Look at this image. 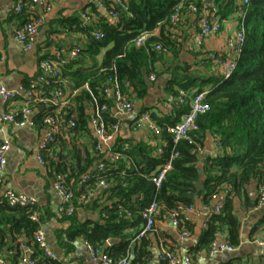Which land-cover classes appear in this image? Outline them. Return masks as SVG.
<instances>
[{"label":"crops","instance_id":"crops-1","mask_svg":"<svg viewBox=\"0 0 264 264\" xmlns=\"http://www.w3.org/2000/svg\"><path fill=\"white\" fill-rule=\"evenodd\" d=\"M15 3L16 0H0V86L19 90L20 95L7 104L2 101L0 96V113L6 109L18 107L25 102L26 94L21 88L36 76L38 61L41 58L49 57L64 60L61 66L62 85L70 99L69 104L65 107L78 121L80 118L78 117L77 101L74 98L83 90L88 89V84L76 87L73 72L81 68L85 70L99 68L106 51L112 47L113 43L100 49L99 53L93 57L84 54L81 49L87 45V34L66 27L63 20L76 18L82 24L94 25L99 24L105 18L109 22L115 23V19L110 16L106 7L116 5V0H52L48 6L37 5L35 11L43 15L44 21L36 33L32 47L27 50L14 38V33L17 26L28 18L29 11L26 6L21 14L16 13L14 11ZM75 6L79 8V16L74 15L71 11ZM213 6L217 7L218 13L219 6L213 0H206V8L197 11L186 10L182 14L179 25L169 27V29L165 28L163 36L174 41L175 45L171 44L170 46L171 48L173 46V50L162 52L155 49L151 43L154 56L149 65V73L146 75V92L142 96H137L131 86L127 90H123L132 101L133 110L131 112L116 113L113 107L109 108L118 122V131L110 142L112 147H115V144L123 147L126 143L129 148H134L137 151L142 145H151L153 146L151 154L157 156L158 150L164 146L166 140L161 132L156 133L147 127L133 129L132 125L136 117L140 113L148 111L152 120L157 124L160 119L174 112L168 109V104L176 101L180 90L191 94L201 88L202 91L207 92L219 81L221 77L217 70L208 63L207 55L211 50H215L230 56L232 48L229 39L234 35L238 26L233 17V10L225 17H221L219 13L220 31L217 34L206 36L199 42L200 19L204 14L209 13ZM82 12L89 13L91 19H84ZM151 36L157 38L162 36L159 27L152 31ZM73 48H80V50L74 58H71L69 52ZM151 74L154 75V79H150ZM185 79L196 81L189 84L187 88H182L180 83H184ZM65 107L60 109L62 119L59 132L56 134L54 142L42 153L44 163L37 157V165L42 166L43 172L33 165L31 155L35 149L31 145V137L25 135L30 132L33 138L41 141V137L46 131L42 119L36 121L37 114L32 115L30 119L33 124H29L30 128L24 129L26 131H20L25 126L2 124L5 126L0 130L3 135L0 137V142L8 140L10 147L5 152L6 162L0 171V191L12 189L36 199L37 206L43 213L40 227L46 246L61 263L99 264L92 260L82 236L71 242L72 246L68 251L60 245L58 238L59 233L71 225V221L64 220L63 215L58 213L59 207L63 205V200L53 186L54 178L58 173L54 171V166L50 165L51 158L55 163H63L64 170L59 173L64 174L66 180L70 179L69 182L76 191L79 189L78 181L83 174L72 176L73 173L76 174L86 162L96 156L88 170L95 169L101 158L94 149L96 136L90 123L93 103L83 101L86 123L83 127L75 129L69 126L67 119L63 117L66 113ZM198 138L202 150L200 153H196L198 159L196 166L201 172L198 180L194 182L196 191H188V194H191L193 198L192 208L183 207L184 215L187 217L186 226L191 232L190 237L182 238L180 230L169 224L166 211L160 209L156 217L155 229L145 237L136 238L135 234L139 225L125 230L127 240L125 246H119L122 239L118 237H110L106 240L102 246L110 252L113 258L120 259L127 256L126 264H160L157 253L162 247L173 250L180 257L183 256L198 244L199 237L206 228L209 218L213 213H217L215 212L216 203L224 202L228 198L232 204L231 213L239 224L238 243L230 242L228 226L222 224L216 232L213 242L227 243L234 249L217 252L205 260L194 258V264H264V204L258 199V180L252 179L243 189L237 191L230 189L228 184H224L217 192L216 198H211L209 203H204L202 190V181L205 178L204 162L207 157H215L220 153L221 148L218 145L217 136L212 134L209 129L198 134ZM38 152L39 147L37 154ZM127 165L129 166V164ZM157 168L158 166L152 172ZM110 186L111 184H108L107 188L101 189L92 185L93 194L86 203L79 202L78 195H76L74 212L78 222L103 221L101 218L106 217L104 209H111L116 201ZM135 197L133 196V200ZM211 204L214 205L212 210ZM44 223L45 225H43ZM50 242H52L53 249L49 247ZM143 248L148 251V255L141 256L139 254L138 256V252ZM227 253L232 254L225 255ZM0 257L7 264H21L18 258H14L7 249L0 250Z\"/></svg>","mask_w":264,"mask_h":264},{"label":"trees","instance_id":"trees-1","mask_svg":"<svg viewBox=\"0 0 264 264\" xmlns=\"http://www.w3.org/2000/svg\"><path fill=\"white\" fill-rule=\"evenodd\" d=\"M213 1L219 6L218 14L220 13L221 17H225L230 11L236 9L234 0ZM189 3H193L197 10H200L206 1L125 0V8L115 5L118 14L115 23L105 18L94 25L82 24L76 18L63 20L66 27L87 34V45L81 49L84 54L93 57L99 53L100 49L113 43L112 47L106 51L99 68L94 67L89 70L81 68L73 72L76 87L88 84V89L74 98L77 101L80 118L78 121L74 119V129L83 127L86 123L83 101L93 103L95 98L99 103L103 102L101 86L107 75L116 74L124 91L131 86L137 96H142L146 92V75L149 73V65L154 56L151 43L154 48L156 44H159L168 51L173 50V46L172 48L170 46L175 45L174 41L163 36L164 30L172 27L170 15L174 8L182 4L184 13ZM157 27L161 31V37L149 36L143 44L136 45V38L141 32L153 31ZM95 30L101 33L99 39L92 35ZM244 30L245 41L236 70L230 77L220 78L214 87L206 92L205 99L211 109L197 118L199 129L195 133V139L198 141V134L209 129L217 136L221 148L220 153L215 157H207L204 162L205 178L202 181L204 203H209L212 195L217 194L224 184H228L230 189L237 191L243 189L252 179H257L259 185L264 182V0L249 1ZM195 81L185 79V82L180 85L182 88H187ZM201 90V88L198 89V91ZM187 110L188 104L178 105L173 113L157 123L166 140L165 146H162L157 156L151 154L153 150L151 145H142L136 151L129 147L122 149L121 145L115 144L114 148L121 151V156L115 162L106 161L105 174L116 201L111 209H104L106 217L101 218L102 222L80 223L75 219V212L72 215H63L64 220L71 221V225L61 231L58 237L60 245L66 251L70 250L71 242L79 236L98 247H103L102 245L110 237H118L122 239L119 246H125L127 244L125 230L140 225L136 231V234L138 233L143 223L140 211L154 199L159 202L161 211H166L167 216L178 207L191 205L193 198L188 191H196L194 182L198 180L201 171L196 166L197 154L187 141L182 140L176 144L174 149L178 151V156L171 160V169L167 172L161 186L156 188L150 179L152 170L168 161L173 150L167 127L174 125L180 115ZM65 111L63 117L66 119L72 117L68 108L65 107ZM42 114L41 110L35 116V120L39 121ZM103 116L107 124L116 121L115 118L109 117L107 112H104ZM93 159H96V156L72 176L86 172L97 173L96 169L88 170ZM50 165L54 166L56 173L64 170L63 163H55L52 158ZM94 183L95 178H92L88 188H93ZM84 190V186H79L77 191L74 189L75 196ZM133 196H136L134 200ZM119 204L131 209L132 215L129 218L118 213ZM35 209L38 211V221L30 218L29 206L11 207L5 202L0 203V250L7 249L20 261L23 253L22 246H28L32 249L29 256L34 260V264H62L58 258L53 259L47 256L35 241V232L43 219V213L37 205ZM231 210L232 204L227 198L222 203L221 210L213 213L209 218L198 244L189 250L192 257L195 258L197 252L209 250L222 224L228 226L230 242L238 243L239 224ZM186 223L187 220L182 223V226L190 231ZM106 251L112 257L110 252ZM139 254L148 255V251L143 248L138 252V256Z\"/></svg>","mask_w":264,"mask_h":264},{"label":"built area","instance_id":"built-area-1","mask_svg":"<svg viewBox=\"0 0 264 264\" xmlns=\"http://www.w3.org/2000/svg\"><path fill=\"white\" fill-rule=\"evenodd\" d=\"M52 0H16L14 5V11L20 13L27 6L29 16L26 21L19 24L15 30L14 38L22 45L24 49L32 47L36 33L39 27L43 24L44 18L41 13L35 11V7L48 6ZM206 1V0H205ZM250 0H234L236 3V9L233 13V17L238 26L234 35L229 39V44L232 48V54L230 56L223 55L219 51L211 50L207 55V61L215 70H217L219 76L223 79L230 77L237 67L238 58L243 50L245 41L244 21L246 16L247 7ZM125 0H116V5L125 8ZM103 6V4H100ZM111 17L117 21L118 14L115 10V5L106 7ZM184 6L178 4L173 13L170 15V22L172 27H176L183 14ZM206 8V3H203L202 8ZM187 10L197 11V7L193 3L187 5ZM82 17L86 20L91 19V15L87 12H82ZM221 29V22L217 13V7L213 6L211 11L204 14L200 19L198 40L201 42L206 36L210 34H217ZM92 35L99 39L101 33L98 30L92 32ZM152 35V31L141 32L136 38V45H141L145 40ZM155 49L168 52V49L162 45L156 44ZM79 49L73 48L69 54L71 58H74L78 54ZM64 60L53 59L49 57L41 58L38 61V72L36 76L21 89L26 94L25 102L10 109H6L0 113V123L14 124L22 126L25 124H33L30 119L32 115H36L41 110L42 122L45 125V135L39 143V152L37 154L38 159L44 163L43 151L49 148V145L54 142L56 134L59 132L61 126L60 111L63 107L69 104V97L66 94L62 85L63 75L61 66ZM113 69V67L111 68ZM150 79H154V75H150ZM101 93L103 96V102L99 103L93 98V111L90 116V123L93 126L95 133L94 149L101 155L100 160L96 164L95 169L97 173H84L79 181V186H84L85 190L78 195L79 202L86 203L93 194L92 188H88L89 181L95 178L94 187L105 189L108 187L106 181V161L115 162L120 159L121 151L110 145L115 134L118 131V122L114 121L107 124L104 120L103 113L107 112L109 117L114 118V114L109 111L110 106L114 108L116 113H126L133 110L132 101L128 95L123 91L121 83L116 74L107 75L105 81L101 86ZM20 95L19 90H11L4 86H0V96L4 103H9L15 100ZM205 91H194L193 93L180 90L177 99L174 103L168 104V109L173 111L178 105L188 104V110L184 112L174 125L168 126L169 132L173 144V150L171 152L168 161L160 165L154 172L150 174V179L154 183L156 188H159L166 178L167 172L171 169V160L178 156V151L175 150V146L178 142L184 140L188 144H191L192 150L196 153L201 152L200 143L195 139V133L199 129L197 118L200 115L207 113L211 106L205 99ZM61 109V110H60ZM69 126H75V120L73 117L67 119ZM133 129L147 127L156 133L160 132L159 126L150 117L148 111L140 113L133 122ZM219 145V143H218ZM165 146V144H164ZM10 142L4 140L0 142V171L2 170L5 162V152L9 149ZM128 144H124L122 149L128 148ZM161 152V148L158 150ZM1 184V180H0ZM53 186L56 192L63 200V205L58 209L60 215H72L76 209L75 204V192L72 184L66 180V177L62 173L56 174ZM216 194L212 195V198H216ZM258 199L260 202L264 201V182L258 187ZM5 202L8 206H29L31 208L30 218L38 221V211L35 209L37 205L36 199L33 196H29L23 193L16 192L12 189H4L0 191V203ZM223 202H217L215 205V212H219L222 208ZM118 213L125 217H130L132 211L130 208L121 204L118 205ZM192 208L191 205L188 206ZM160 204L154 199L147 206L140 211V216L143 221L142 226L136 238L140 239L145 237L148 233L155 229L156 217L159 213ZM168 218L171 220L172 225L180 230V236L182 238H189L191 232L188 231L182 223L187 220L184 215V208L178 207L172 210L168 214ZM35 241L45 251L46 255L51 258H56L55 254L51 252L45 243L44 234L39 227L35 232ZM89 254L94 262L99 264H126L127 256L115 260L109 253L103 248L94 246L91 243L85 241ZM23 253L20 258L21 264H34V260L30 258L32 249L28 246H22ZM234 247L227 243L212 242L208 251L197 252L195 258L197 260H205L220 251H232ZM157 259L160 264H194V257L190 255L189 251L183 256H178L173 250L162 247L157 253ZM0 264H7L5 260L0 257ZM66 264V263H62Z\"/></svg>","mask_w":264,"mask_h":264},{"label":"rangeland","instance_id":"rangeland-1","mask_svg":"<svg viewBox=\"0 0 264 264\" xmlns=\"http://www.w3.org/2000/svg\"><path fill=\"white\" fill-rule=\"evenodd\" d=\"M71 11L73 12L74 15L79 16V8H78V6H75L74 9H72ZM3 126H5V124L2 125V124L0 123V130H1V128H3ZM22 126H25V127H22V130H20V131H26V130H24V129H28V128H30L29 124H25V125H22ZM25 135H29V136L31 137V139H32V140H31V145H32V147L35 149V152L31 155V159H32V161H33V165H34L35 167H37V168L39 169L40 172H43L44 169L42 168V166H38V165H37V151H38V146H39L40 140L37 141L35 138H33V137L31 136V133H30V132H29V133H26ZM44 135H45V132L43 133V137H44ZM2 136H3V135H2V132L0 131V137H2ZM43 137H41V139H42ZM5 156H6V155H5ZM253 184H255V183H253ZM254 189H255V185H254ZM215 202H216V200H215ZM262 203L264 204V201H263ZM210 207H211V210H212V209L214 208V205L211 204ZM169 224L172 226L170 219H169ZM43 225H45V223H44ZM173 227H174V226H173ZM51 243H52V242L49 243V247H50L51 249H53V245H52ZM230 254H232V253H227V254H225V255H230Z\"/></svg>","mask_w":264,"mask_h":264},{"label":"water","instance_id":"water-1","mask_svg":"<svg viewBox=\"0 0 264 264\" xmlns=\"http://www.w3.org/2000/svg\"><path fill=\"white\" fill-rule=\"evenodd\" d=\"M207 1H209V0H207Z\"/></svg>","mask_w":264,"mask_h":264}]
</instances>
